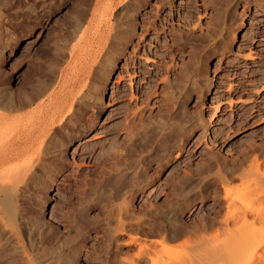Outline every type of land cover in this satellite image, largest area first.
Instances as JSON below:
<instances>
[{
  "label": "bare ground",
  "instance_id": "6f19581e",
  "mask_svg": "<svg viewBox=\"0 0 264 264\" xmlns=\"http://www.w3.org/2000/svg\"><path fill=\"white\" fill-rule=\"evenodd\" d=\"M64 1L72 3V12L50 41L51 59L46 60L44 68L47 73L36 67L26 81L13 89L0 71V264H81L85 235L100 228L109 233L108 242L106 248L90 254L91 264H264V144L249 142L251 145L241 149L238 158L230 163L219 156L208 166L199 164L202 167L194 168L198 183L192 191L184 186L189 173L184 169L183 173L177 172L170 183L179 201L168 214L158 204H151L141 212L134 204L137 195L145 193L156 181L149 173L153 159L157 169L164 168L184 156L186 142L195 129L208 131V121L202 112L192 118L187 115L186 99L190 94L196 92L202 98L201 91H210L207 80L194 73L197 65L192 70L185 68L184 84L170 75L162 77L168 90L163 96L166 103L161 108L160 120L149 116L147 120L151 123L146 125L147 113L142 114L148 107L146 103L144 109L142 105L130 112L123 126L114 127L119 128L117 133H126L123 141L116 136L109 138L108 145L105 140L83 148L95 169L77 176L72 185L73 197H65V211L60 216V221L79 234L73 240L64 235L58 239V228L49 225L42 216L50 199L49 189L61 177L67 178L69 146L98 125L91 123L92 116H87L91 118L87 120L86 115L92 112L91 115L98 116L104 109V91L112 80L118 58L139 34L138 16L148 0ZM165 1L168 6L173 5V0ZM254 1L264 0H227L217 17L220 29L210 32L208 39L200 43L198 53L207 55L212 46V50L224 49L237 7L242 2ZM58 6L63 3L58 5L57 0H0V60L18 41L17 31L23 22L31 24L49 17ZM39 8L41 11H37ZM150 26L152 23L143 27L149 30ZM218 30L220 36L216 37ZM179 35L180 42H191L183 31ZM62 181L65 183L66 179ZM238 184L241 189L233 190L234 195L230 188ZM209 194H213L217 206L213 215L185 223L183 215L196 211ZM96 206L104 212L103 219L99 215L91 217L90 211ZM231 223L235 226L242 223L238 228L250 225L253 234L259 235V230L263 233L251 238L246 233L247 227L243 233H238L235 227L232 233L236 239L242 238L239 235L245 238L229 237L231 241H225L226 246L187 245L182 252L181 248L177 251L172 248L175 245L168 246L187 233L219 226L226 230ZM126 234L130 241L123 245L121 240ZM11 239H15L14 245ZM123 246H137V250L124 251ZM11 257V262L6 261Z\"/></svg>",
  "mask_w": 264,
  "mask_h": 264
},
{
  "label": "rangeland",
  "instance_id": "374dc122",
  "mask_svg": "<svg viewBox=\"0 0 264 264\" xmlns=\"http://www.w3.org/2000/svg\"><path fill=\"white\" fill-rule=\"evenodd\" d=\"M10 1L14 2V0ZM57 1L58 5L61 2L63 6H58L51 16L41 17L31 24H24L23 22L17 31L18 41L7 49L1 57V75L4 76L6 82L13 89H16L21 81H26L30 74L34 72V68L44 69L46 60L51 59L49 55L50 41H52L53 35L56 34L55 32L60 31V26L71 15L70 11L72 12L70 1ZM226 1L224 0L223 3L222 0H173V5L169 6L165 0H148L145 3L141 15L138 16L139 24L137 28L139 32L137 36L143 37L134 36L127 45L124 55L118 58L111 77L112 80L109 81L104 91V109L98 116L91 115L92 112H88L86 115L87 120L91 119L89 117L92 116L91 123L97 122L98 125L85 134L83 139L81 138L82 141H74L69 146L66 153L70 165L65 174L67 178L61 177L58 183L49 189L48 196L50 199L42 211V216L45 217L44 219L49 225L58 228L59 240L62 235L73 240L79 234L71 226L69 228V224L60 221V216L64 210L65 197H73L72 185L75 183L77 176L92 173L95 169L93 162H91L83 148L96 143H104L105 140V144L108 145L111 140L109 138L116 136L120 142L123 141L125 139L123 136H126V133L119 131L122 134L120 136V133H117L118 129L123 126L130 112L138 107L142 108L144 106V109L146 103L148 107L142 113L144 115L148 114H146V125L151 123L147 120L149 116L154 117L155 121L160 120L163 116L161 110L166 103V97L163 96H166L165 91L168 90V86L164 82L165 79H162L164 76L170 75L176 82L184 84L186 83L185 77L187 74L185 68L192 70L194 66H199L194 73L201 76V80H207L210 91H201L203 92L202 98L196 92L191 93L190 99H186V108L188 118H192L199 111V113H203L208 121V131L205 132L204 128L195 129L186 142L184 156L178 159L175 158L172 163L164 168L157 169L156 160H152L149 173L155 177L156 181L152 187L146 188L145 193L137 195L134 200V204L140 212L151 204H158L162 208L161 210H164L167 214L173 210L179 201V197L174 195L170 180L178 174L177 172L183 173L182 170L184 169L183 171L189 173L188 177L186 175L184 186L187 191L189 189L192 191L198 183V177L195 174L197 167L208 166L211 160L219 156H224L230 163L237 159L239 153L250 146L251 143L264 144V1L248 2V4L240 3L232 26H226L231 27V33L225 40L227 44H223L225 47L222 46L224 49L212 50V46L208 48L207 55L206 52L198 53L200 43H204L208 39L210 32L220 29L218 28L220 27L218 26L220 20L217 17L220 14L219 10L223 9ZM156 5H160V7L156 8ZM37 11H41V8ZM145 23H152L149 30L143 27L146 25ZM182 31L186 34V37L191 39V42L179 41L181 35H179V32ZM216 32L218 33L216 37L220 36L219 30ZM200 57L205 62H202ZM171 64L174 66H171ZM167 70L170 72H167ZM181 71L184 72L185 76ZM43 73H47V71L44 69ZM121 76H123L122 79ZM130 76H132L131 79H129ZM147 98H150V102ZM191 113L193 114L191 115ZM139 118L138 116L135 120L136 127L139 125ZM115 126H119V128L116 127L117 129H115ZM254 141H257V143ZM208 155H211L210 158ZM207 158L209 161H207ZM64 179H66L65 183L62 181ZM238 186L235 187L234 185L230 188L233 194L241 189L239 184ZM209 195L202 205L200 203L197 205L199 208L196 211L193 210L183 215L185 223L190 224L197 218L213 215L212 213L217 210V206L213 194ZM100 211L101 209L97 206L92 208L90 211L91 217L99 215L103 219L102 217H105V214ZM248 221L250 222V220ZM241 224L235 226L231 223L227 226L228 229L233 226L231 231L229 230L230 232L227 228L226 230H224L225 228L222 229L224 226H219V228L194 232L195 234L187 233L185 237L177 242L169 243L168 246L175 245L172 248L176 247V251L181 248L179 251L182 252V250L187 249L185 247L187 245L188 247L199 246L200 244H204V246H216L219 243V245H224L229 237L230 239L233 237L236 239L233 230L243 225ZM245 227L246 233L248 232L251 235L248 236L251 238L254 234H256L255 237H260L263 233L257 229L261 233L258 235L257 232H254L253 234L250 225ZM241 228H238L240 230L237 229L238 233H240L239 231L245 232L244 228ZM107 234L109 233L105 228H100L85 235L87 238L83 242L85 249L80 258L81 264H91L90 254H93L95 250L106 248ZM235 234L237 235V233ZM239 236L243 238L245 235ZM129 239L126 234L123 236L121 243L127 245ZM12 242L15 244V239H11V244L14 245ZM123 247L124 251L132 249L135 252L137 250V246ZM6 261L11 262L12 257Z\"/></svg>",
  "mask_w": 264,
  "mask_h": 264
}]
</instances>
